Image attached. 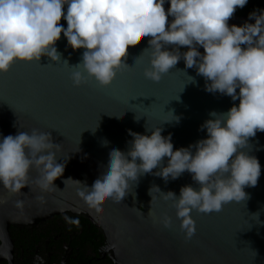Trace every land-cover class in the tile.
Masks as SVG:
<instances>
[{"label": "clouds", "instance_id": "obj_1", "mask_svg": "<svg viewBox=\"0 0 264 264\" xmlns=\"http://www.w3.org/2000/svg\"><path fill=\"white\" fill-rule=\"evenodd\" d=\"M247 3L248 0H0V74L7 73L14 62L39 63L47 57L72 69L74 87L89 78L107 87L118 71L127 67L122 58L128 46L140 37H150L148 47L140 54L148 53V66L143 69L146 79L159 83L183 60L186 69L194 68L204 78L205 91L238 100L227 112H210L211 118L200 126L206 138L188 147L174 150L171 134L162 135L161 127H145L150 134L129 130L132 139L127 151L108 147L106 166L91 187L85 186L86 201L99 209L105 199L121 203L132 182L145 174L167 183L184 172L190 173L198 188L185 185L179 196L172 191L163 193L156 185L149 190L151 195L155 188L164 200L172 202L179 228L190 240L196 233L193 211L218 213L230 202L246 200L244 188L255 187L261 175L258 159L246 149L249 138L264 132V9L249 13L254 23L228 24L237 8ZM62 18L66 28L60 24ZM61 33L73 51L84 50L79 63L69 66L68 60L62 59L55 46ZM187 82L195 83V78L187 76ZM179 119L171 113V119L164 122L178 123ZM59 150L60 145L52 142L50 133L39 129L0 137V186L19 193L29 187L30 174L36 170L39 178L35 182L42 189L55 187L53 182L63 175L66 164L59 162ZM73 223L78 225V221ZM161 223L170 228L172 218L165 215Z\"/></svg>", "mask_w": 264, "mask_h": 264}, {"label": "water", "instance_id": "obj_2", "mask_svg": "<svg viewBox=\"0 0 264 264\" xmlns=\"http://www.w3.org/2000/svg\"><path fill=\"white\" fill-rule=\"evenodd\" d=\"M245 22L254 23L249 17H233L228 24ZM60 24L67 27L63 18ZM148 39L140 37L128 46L122 58L127 67L107 87L91 78L74 87L72 69L47 57L39 63L14 62L7 73L0 74V137L32 129L47 131L52 142L60 145L59 162L66 161L63 175L53 182L55 187L42 189L35 182L36 170L30 174L29 187L19 193L0 186L4 201L0 203V262L11 264V228L30 229L65 216L87 220L103 237L114 264H264V132L249 138L246 149L261 165L257 185L244 188L246 200L230 202L218 213L193 211L196 233L190 240L179 228L172 202L155 188L149 195L153 185L177 196L185 185L198 188L188 172L167 183L145 174L132 182L121 203L105 199L97 209L86 201L85 186L91 187L106 166L108 147L127 151L132 139L129 130L150 134L145 127H161L162 135L171 134L174 150L188 147L206 138L200 126L211 118L210 112H227L239 103L205 91L204 78L194 68L186 69L183 60L159 83L146 79L143 69L148 66V53L140 54L148 47ZM55 46L69 66L80 62L84 50L68 47L63 33ZM187 76L194 77L195 83L187 82ZM169 112L180 117L178 123L164 122L171 119ZM165 215L172 218L170 228L161 223Z\"/></svg>", "mask_w": 264, "mask_h": 264}, {"label": "flooded vegetation", "instance_id": "obj_3", "mask_svg": "<svg viewBox=\"0 0 264 264\" xmlns=\"http://www.w3.org/2000/svg\"><path fill=\"white\" fill-rule=\"evenodd\" d=\"M10 235L11 264H114L103 237L81 218L56 216L30 229L11 228Z\"/></svg>", "mask_w": 264, "mask_h": 264}, {"label": "trees", "instance_id": "obj_4", "mask_svg": "<svg viewBox=\"0 0 264 264\" xmlns=\"http://www.w3.org/2000/svg\"><path fill=\"white\" fill-rule=\"evenodd\" d=\"M254 9H264V0H248V3L245 7L237 8L232 18L233 17L247 18L249 17V13L252 12ZM184 50L186 49L183 48L181 49V51Z\"/></svg>", "mask_w": 264, "mask_h": 264}, {"label": "snow or ice", "instance_id": "obj_5", "mask_svg": "<svg viewBox=\"0 0 264 264\" xmlns=\"http://www.w3.org/2000/svg\"><path fill=\"white\" fill-rule=\"evenodd\" d=\"M175 98H177L176 95H175L174 99H175Z\"/></svg>", "mask_w": 264, "mask_h": 264}]
</instances>
